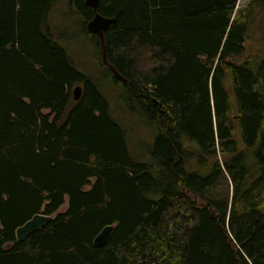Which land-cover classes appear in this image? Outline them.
Masks as SVG:
<instances>
[{
  "label": "trees",
  "instance_id": "1",
  "mask_svg": "<svg viewBox=\"0 0 264 264\" xmlns=\"http://www.w3.org/2000/svg\"><path fill=\"white\" fill-rule=\"evenodd\" d=\"M56 1L0 0V264H264V46L247 44L259 14L264 40V0H100L127 82L87 31L93 8L69 0L158 129L147 162L55 34Z\"/></svg>",
  "mask_w": 264,
  "mask_h": 264
},
{
  "label": "rangeland",
  "instance_id": "2",
  "mask_svg": "<svg viewBox=\"0 0 264 264\" xmlns=\"http://www.w3.org/2000/svg\"><path fill=\"white\" fill-rule=\"evenodd\" d=\"M250 1L239 0L237 11L245 8ZM68 9L69 0H57L53 5L49 14V22L56 30L55 34L60 33L66 36L65 39L68 38V41L64 42V46L74 65L80 71L100 81L101 92L108 101L111 117L127 131L128 150L131 157L135 161H150V152L154 146L158 129L153 123H149L147 115L141 114L139 111H130L123 95V86L115 82L110 72L103 70L97 56V44L91 36L82 31L79 15L76 13L68 14ZM261 18L259 14L247 40V44L254 50L264 46L261 35L262 27L260 26ZM68 35L71 37H67ZM74 86L76 87L77 84ZM86 187L90 188L91 184ZM68 204V198H66L58 212H65Z\"/></svg>",
  "mask_w": 264,
  "mask_h": 264
},
{
  "label": "water",
  "instance_id": "3",
  "mask_svg": "<svg viewBox=\"0 0 264 264\" xmlns=\"http://www.w3.org/2000/svg\"><path fill=\"white\" fill-rule=\"evenodd\" d=\"M86 4L93 8L94 16L87 22V31L92 34H98L100 37V43L102 48V61L111 71L114 73V76L122 81L127 82V79L112 65L107 58V49H106V39L105 31L108 27L116 22L114 17H107L102 15L98 11V5L100 0H85ZM82 95V86L77 85L73 89V96L76 101L81 98ZM53 215H47L42 212L34 214L30 219L25 221L22 225L16 229V237L19 241L25 239L32 232L45 226L51 219ZM115 226L113 224H108L102 228V230L94 238V244L98 247L105 245L114 232Z\"/></svg>",
  "mask_w": 264,
  "mask_h": 264
}]
</instances>
